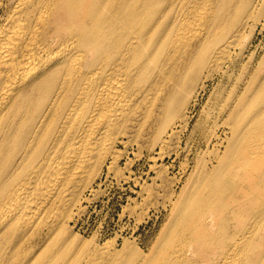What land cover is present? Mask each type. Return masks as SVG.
I'll list each match as a JSON object with an SVG mask.
<instances>
[{
	"label": "bare ground",
	"instance_id": "obj_1",
	"mask_svg": "<svg viewBox=\"0 0 264 264\" xmlns=\"http://www.w3.org/2000/svg\"><path fill=\"white\" fill-rule=\"evenodd\" d=\"M201 2L204 28L183 35L192 8ZM258 3L0 0V264H11L4 262L12 253L6 250L10 233L20 227L33 229L36 218L53 222L56 210L80 198L79 190L95 168L114 153V134L135 121L142 95L166 89L161 105L171 102L173 109L166 119L188 105L180 88L193 93L210 59L232 52L229 33L241 25L242 12L250 6L255 10ZM223 36L216 50L204 57L195 53ZM168 56L182 64L165 69ZM253 76L223 123L224 133L233 138L231 146L224 145V161L232 162L226 174L238 180L243 198L234 200L247 205L246 213L250 206L264 205V107L249 113L256 104L255 91L264 94V83L255 72ZM219 166L213 164L208 171ZM72 186L71 198L67 193ZM219 191L211 182L207 197L193 207L197 213L181 210L176 225L187 229L189 219L198 215L205 223L196 229L215 234L224 215L219 221V215L204 206L220 203ZM22 214L27 216L25 226ZM244 223L247 230L249 222ZM239 226V238L227 232L202 243L191 242V236L188 240L200 249L204 264H264V230L257 240L244 242L246 232ZM32 257L35 263V254ZM152 261L146 256L141 263Z\"/></svg>",
	"mask_w": 264,
	"mask_h": 264
},
{
	"label": "rangeland",
	"instance_id": "obj_2",
	"mask_svg": "<svg viewBox=\"0 0 264 264\" xmlns=\"http://www.w3.org/2000/svg\"><path fill=\"white\" fill-rule=\"evenodd\" d=\"M163 8L164 5L161 12ZM204 8L203 2L199 8H192L183 35L204 28ZM240 20L241 25L229 33L232 52L210 59L211 66L200 70L193 93L186 91L183 84L180 86L179 94L188 98V105L166 119L164 115L173 111L171 102L161 105L167 90L161 88L159 93L151 90L142 95L135 121L127 130L114 134L118 140L114 153L95 168L94 175L80 188V198L56 210L53 222L36 218L33 229L20 227L10 233L6 250L12 253L4 262L143 264L141 261L147 256L153 258L151 264H204L200 249L191 242L224 237L227 232L239 238V224L246 232L244 242L259 238L264 230V205L250 206L246 213L247 205L239 206L234 200L243 195L236 186L238 180L226 174L232 162L224 161V145L231 146L233 138L224 133L223 123L235 110L236 98L254 77L253 72L264 83V0H259L255 10L246 8ZM224 38H212L195 53H203L204 57L208 50H216L220 46L218 40ZM166 64L165 69L181 65L182 60L168 56ZM255 92L258 96L250 114L264 107V94ZM115 155L118 161L113 159ZM213 164L220 166L208 171ZM221 181L225 185H218ZM211 182L220 189V203L204 208L215 211L219 221L221 213L225 218L214 229L216 233L196 229L199 223H205L198 215L189 219L187 229L177 226L180 211L201 203ZM73 188L67 196L71 197ZM196 209L191 214L197 213ZM26 218L24 214L19 217L23 226ZM244 222H249L247 230ZM38 236L42 239L36 247ZM150 247L152 256L148 254Z\"/></svg>",
	"mask_w": 264,
	"mask_h": 264
}]
</instances>
